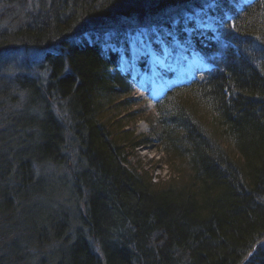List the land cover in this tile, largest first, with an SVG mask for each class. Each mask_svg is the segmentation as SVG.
I'll return each instance as SVG.
<instances>
[{
  "label": "trees",
  "instance_id": "1",
  "mask_svg": "<svg viewBox=\"0 0 264 264\" xmlns=\"http://www.w3.org/2000/svg\"><path fill=\"white\" fill-rule=\"evenodd\" d=\"M161 2H175L180 13L192 12L195 5V0L192 5L190 0ZM36 3L44 16L25 12L17 27L0 30V51L12 50L15 43L59 51L44 56V78L24 72L11 81L0 80V106L6 113L0 126V187L7 190L10 207L16 198L26 203L44 197L49 202L67 191L83 200L80 219L89 231L85 237L79 230L71 239L75 218L60 207L61 214L55 213L40 231L27 225L16 228L25 238L19 234L9 239L0 264L21 259V264L264 262V0L242 8L217 0L212 15L222 19L205 36L232 48H212L221 54L218 68L156 100L159 138L188 175L157 182L131 160L136 147L151 140L137 134L132 121L121 115V98L134 103L129 100L133 87L111 71L119 67L117 58L102 52L98 43L116 26L110 19L125 18L118 26L145 20L146 11L158 2ZM194 45L204 46L200 40ZM44 79L48 85L43 87ZM12 89L24 96L16 99ZM7 98L12 106H4ZM64 156L74 160L68 178L35 172L34 167L48 161L58 171L65 166ZM15 165L18 181L11 182L8 173ZM53 242L55 251L50 253L56 257L47 263L46 255L39 258L42 253L36 250L16 256L31 244L45 247Z\"/></svg>",
  "mask_w": 264,
  "mask_h": 264
},
{
  "label": "rangeland",
  "instance_id": "2",
  "mask_svg": "<svg viewBox=\"0 0 264 264\" xmlns=\"http://www.w3.org/2000/svg\"><path fill=\"white\" fill-rule=\"evenodd\" d=\"M36 1L38 2V0H29L27 2H24V6H21L22 4L20 5L7 3V1L5 0H0L1 30L9 27H17L19 22L22 23L20 19L22 16H25V12L35 11L34 13H32V16L34 18L44 16L43 14L45 13L44 11L42 12L43 9H40V6L38 8ZM190 1L191 2H189V4L192 5L194 0ZM216 2L217 0H195V5L193 6L192 13H188L187 15L191 19L195 18V22L197 25L205 26L209 24L212 28L215 29L216 20L222 19L220 15H218L217 17L216 15H212V9L215 7L214 5L216 4ZM174 3L175 2H173L171 5H168V8L166 9H179L178 7H176L177 4L175 5ZM158 11L159 10L155 9H150L146 11L144 15L147 16L144 19L147 22H145V20H139L138 22L135 21V25H131L129 27L124 25L119 26L125 29L126 31L128 29V31L132 33L131 35L133 37L138 34L139 37H143L145 35L148 36L149 42L151 44V46L149 47H140V50L135 49L129 60L127 58L123 60V63L128 64L129 68L125 69L124 64L120 67V69L123 68L124 70H128L131 66H134V70L136 71L134 75L140 76L139 82L134 83L135 90L131 94L139 100V103L135 104L132 103L133 101H131L132 104L130 105L125 102L124 97L121 98V115H123L127 121H132V126L136 130L137 134L143 136L145 135L150 138L152 137V141L145 144L144 147L135 149L136 154L131 160L132 162H134V164L136 162V165H138V167L142 166L145 171L147 170L149 172V175H152L154 182L168 180L170 175L176 178L181 176H185L184 178H187L188 175L187 173L185 174L186 170L185 166L182 164V161H180L179 159H172L171 154L168 150L164 149V145H162L161 139H159L158 134L162 128L160 125L159 112L157 111L156 107H154V102L151 95H153L154 92H162L168 86L174 85L173 83H177V81L189 76L190 74L189 72H187V69L192 70L190 66H186L185 64V55L182 57L171 55L172 52L169 51H172L171 45H168L169 48L164 47L160 49L159 45L156 44L157 41H155V39H152L146 32L147 30L151 31L150 29L154 31L157 28L156 26L159 24L162 27L161 30H163L165 34H168V26L162 23L163 19L157 18L155 16V13ZM204 15L206 16L203 17ZM121 18L122 17L117 16V18H113L110 20L114 21V23H116V26H118V24H120L119 20H125V18ZM186 22H189V20H187ZM97 27L101 28L103 26ZM142 31H144V33ZM86 35L89 36L90 33L85 32V37ZM104 36V39H106L109 34H106ZM88 38L89 37H87V40L89 41ZM177 41L179 42L178 44H181L184 43L186 40L185 38H178ZM12 50L13 51H0L1 81H11V79H13L16 75L18 76L24 72L28 73L30 76L34 75L38 76L39 78H44V76L47 75L48 72L45 66L46 61H44V56L47 52L59 51V48L53 47V49H40L32 47L28 50L22 49L18 51L15 48ZM163 55L170 56L162 58L161 56ZM140 57H150L149 67L151 69V73L142 72L141 68L139 67L140 65L138 64V60ZM199 63H202V61H200ZM176 65L177 67L174 68ZM114 70V68H111L112 72ZM10 105L11 102H9V99L7 98V103L4 104V106L8 107ZM5 116V110L2 108V106H0V126L6 120ZM1 133L2 132H0V139L2 137ZM1 150L2 146H0V151ZM7 157L12 159V156L10 154H7ZM171 161H173L174 164ZM73 162L74 160H71L70 158H66L64 156V158L62 159V164H64L65 166L61 167V170L59 169L58 171H56L55 166L52 165L50 162H48L46 165L44 163H41V165L34 167V169L37 174L40 173L43 175L46 173L47 176L51 177V175L53 176V174L57 172L58 174L64 173L65 175L63 176L68 178L70 175L67 176V174H69L74 169ZM43 167L45 168V170ZM11 169L13 168L11 167ZM16 171L17 165H15V168L11 172L5 171L9 172L8 174L11 182H14L15 180L18 181ZM1 172L2 171L0 168V173ZM0 183H4V181H1ZM9 188L12 189L11 186ZM5 191L7 190L3 187H0V257H7L6 251L4 249H6V247L9 245L7 243L10 238L18 237L19 234L21 239L25 238V232L21 229H25L26 225L28 228H37V230L40 231V229L44 228L46 225H49L50 220L52 221L53 216L56 215L55 213H57L58 216V214L60 213V209L63 210L65 213L69 212L71 214L72 221L73 217L75 218V221H73L74 225L72 224L71 228V239L76 235V232H78L79 230H82V232L85 233V237H87V232L89 231V229L88 227L84 226V223H82V219H80V215L82 214L83 216L84 208L83 200L79 199V197L70 196L67 191H63L61 193L62 195L60 194V197L53 196L49 199V202L47 199H43L44 197L42 199L30 198L31 200L29 202L27 200L26 203L23 202L24 199L22 202H20L21 200L16 198L14 207H10V205H8V201L5 200ZM6 207L11 208V210H9L8 213H6L5 215L4 210ZM52 209H55V212L53 211L54 214L51 212ZM39 214H41V216H39V218H36V215ZM50 216L51 218L48 220ZM18 227L21 229L17 230L16 228ZM37 241L39 242L40 240L37 239ZM24 250V252H21L19 255L16 254V256L25 257V253L27 251L36 250L38 253H42L41 255H39V258H41V256L43 255H46L44 260L45 263L49 262L50 259H54L56 257V253H50L51 250H53V252L55 251L54 242L51 243V245L45 247L41 244L37 246L31 244L29 248H24ZM22 261L23 259H21L18 264H21ZM35 262L36 261L34 260L33 263ZM27 263L30 262L26 260L25 264ZM243 264H264V262H252L250 261V259H247Z\"/></svg>",
  "mask_w": 264,
  "mask_h": 264
},
{
  "label": "bare ground",
  "instance_id": "3",
  "mask_svg": "<svg viewBox=\"0 0 264 264\" xmlns=\"http://www.w3.org/2000/svg\"><path fill=\"white\" fill-rule=\"evenodd\" d=\"M10 1H11L10 3H13V4H20V5L22 4L21 6H24L25 4L24 0H16L15 2L13 0H10ZM151 1L158 2L157 4L155 3L151 5L152 9L159 10L158 12L155 13V16L157 18L163 19L162 23L168 26L169 31H168V34H165V32L161 30L162 27L158 24L156 26L157 28L154 31L150 29L151 31L147 30L146 32L149 34V36L152 39H155V41H157L156 44L159 45L160 49L164 47L169 48L168 45L169 46L171 45L172 51L169 50L170 52H172L171 55L179 56V57H182L185 55L186 56L185 61L189 64L187 66H190L192 69V70L187 69V72H189L190 75L184 80V82L180 81L179 82L180 87H177V88L184 89L188 86H191V84H193L194 82H196V80H198L197 78L199 79L203 78L205 75H207V73H212L211 71L218 68V65L220 63L221 54L219 52H213L212 48L214 47L216 48L218 46V47H226L228 49V48H232V46L225 45L220 39L215 38L213 36L206 37L205 34H207L208 30L210 29V25L208 24L204 26V25H197L196 23L193 24V19H191L187 15L188 13H192L190 9L180 13L179 9H173V8L166 9L168 8L167 7L168 5H166V3L163 4V2L161 1H167V0H151ZM256 1L257 0H252L247 5L253 7ZM251 7H248L247 11L252 9ZM187 20H189V22H186ZM145 22L147 21L145 20ZM131 25H135V21L130 20L126 23L127 27ZM106 32H108L109 37H107V39H103L102 42L98 44L100 45L102 52L109 54V55L113 54L117 58L116 61L118 62L119 67L118 68L115 67V70L113 72L120 73L118 75H120L122 77V80L129 85L130 84L129 78H130L131 73L133 72L134 66L133 67L131 66L130 69L125 70L124 72H121L119 69L121 65L123 64H124L125 69L129 68V65L126 63H123V60H125V58L129 60L135 49L140 50V47L145 48V47L151 46L149 42V37L146 35L143 37H139V34L133 37L131 35L132 33L129 32L128 29L126 31L125 29L119 26L118 28L112 27L110 29H107ZM142 32L144 33V31ZM87 37H89L88 38L89 43L93 42V39L90 35ZM211 37L213 39H211ZM177 38H183V39L185 38V40H189L190 43H188L187 45L185 43L178 44L176 40ZM133 39H135L136 41H134ZM197 39L200 40L202 44L204 45L202 48H198L196 45H194L198 43ZM14 48L17 49L18 51L22 49H27V50L31 49L29 47H24L22 44H16V43L14 45ZM169 56L170 55H166V56L163 55L161 57L165 58ZM149 59L150 57H145L143 59V62H148ZM202 60L205 62H203ZM200 61H202V63H199ZM41 85H43V87L48 85L46 79H44L41 82ZM133 91L134 90L132 89V92ZM12 92L15 95H17L16 99L22 98L24 96V93H19L18 91H16V89H12ZM129 100L133 101L135 104L139 103V100L133 95H130ZM148 138L149 140L152 141V137L151 138L148 137ZM147 143L145 142V144ZM145 144L136 147V149L144 147Z\"/></svg>",
  "mask_w": 264,
  "mask_h": 264
}]
</instances>
